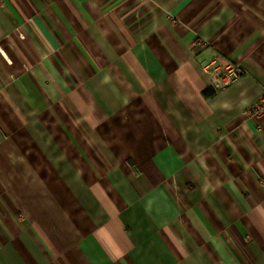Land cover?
Wrapping results in <instances>:
<instances>
[{"label": "crops", "instance_id": "0c3cea01", "mask_svg": "<svg viewBox=\"0 0 264 264\" xmlns=\"http://www.w3.org/2000/svg\"><path fill=\"white\" fill-rule=\"evenodd\" d=\"M263 94L264 0H0V264H264Z\"/></svg>", "mask_w": 264, "mask_h": 264}, {"label": "built area", "instance_id": "2783aa9c", "mask_svg": "<svg viewBox=\"0 0 264 264\" xmlns=\"http://www.w3.org/2000/svg\"><path fill=\"white\" fill-rule=\"evenodd\" d=\"M201 68L214 92L222 91L235 84L242 76L240 64L225 57L218 56L201 62ZM250 117L264 119V94L249 112Z\"/></svg>", "mask_w": 264, "mask_h": 264}, {"label": "trees", "instance_id": "16d2710c", "mask_svg": "<svg viewBox=\"0 0 264 264\" xmlns=\"http://www.w3.org/2000/svg\"><path fill=\"white\" fill-rule=\"evenodd\" d=\"M214 91L213 90H211V89H208L207 91H205L204 93H203V95L205 96V97H211V96H213L214 95Z\"/></svg>", "mask_w": 264, "mask_h": 264}]
</instances>
